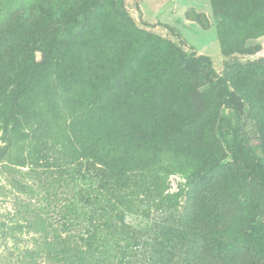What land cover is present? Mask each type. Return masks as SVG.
<instances>
[{
  "label": "rangeland",
  "instance_id": "rangeland-1",
  "mask_svg": "<svg viewBox=\"0 0 264 264\" xmlns=\"http://www.w3.org/2000/svg\"><path fill=\"white\" fill-rule=\"evenodd\" d=\"M215 3L217 10L212 0H124L125 19L116 0L100 8L93 0H0V53L29 50L69 32L48 67L66 68L126 138L166 143L189 158V171L171 174L168 187L178 199V225L192 230L188 240L206 243L202 254L219 262L264 264L254 248L256 226L264 223V190L231 158L234 111L222 104L215 83L187 62L192 52L205 54L227 78L241 109L242 135L264 163V0ZM84 8L93 10L86 23L67 29L83 19ZM32 58L39 52L26 51L20 62ZM2 146L0 138V151ZM5 161L0 158V220L22 221L20 213L40 217L52 231L73 218L66 206L70 185L41 167L38 177H27L33 193L16 191L1 167ZM214 161L217 169L201 178ZM79 181L75 189L85 187ZM131 220L139 217L131 214ZM26 231L0 236V264H18L25 248L34 246L36 233Z\"/></svg>",
  "mask_w": 264,
  "mask_h": 264
},
{
  "label": "trees",
  "instance_id": "trees-1",
  "mask_svg": "<svg viewBox=\"0 0 264 264\" xmlns=\"http://www.w3.org/2000/svg\"><path fill=\"white\" fill-rule=\"evenodd\" d=\"M93 1L97 8L105 2ZM116 2L119 15L130 18L124 0ZM212 6L217 10L215 0ZM92 12L84 8L83 19L66 28H81ZM68 37L64 30L35 48L0 53V158L6 160L1 167L8 173L7 182L16 191L33 193L27 177H38L39 168H47L54 180L70 185L66 206L76 219L73 223L68 216L61 229L52 231L40 217L31 220L20 213L22 221L0 220L4 239L16 238L23 228L36 233L34 246L25 248L18 264H229L203 255L206 243L188 240L192 230L178 225V199L168 192L169 176L188 172L189 158L166 143L126 138L97 109L95 95L77 85L66 68L61 73L48 67ZM26 51H37L40 58L20 62ZM187 62L215 83L222 104L234 111L231 158L264 190V163L242 135L241 109L227 78L205 54L192 52ZM218 166L214 161L199 176L213 174ZM79 180L86 189H75ZM0 189L5 185L0 183ZM256 232L254 248L264 259V223Z\"/></svg>",
  "mask_w": 264,
  "mask_h": 264
}]
</instances>
